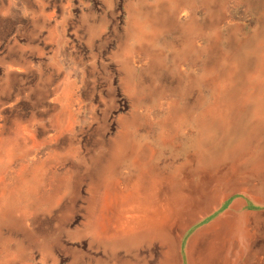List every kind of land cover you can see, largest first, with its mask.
<instances>
[{
	"label": "rangeland",
	"instance_id": "obj_1",
	"mask_svg": "<svg viewBox=\"0 0 264 264\" xmlns=\"http://www.w3.org/2000/svg\"><path fill=\"white\" fill-rule=\"evenodd\" d=\"M140 19L156 36L147 27L138 37ZM263 22L264 0H0V146L18 131L29 145L0 177L31 171L34 155L48 173L33 204L0 218V264H264V165H252L264 157V127L217 168L198 167L189 140L222 86L217 60ZM242 118L232 112L205 143ZM125 134L184 179L182 216L161 233L118 226L129 168L115 146Z\"/></svg>",
	"mask_w": 264,
	"mask_h": 264
},
{
	"label": "bare ground",
	"instance_id": "obj_2",
	"mask_svg": "<svg viewBox=\"0 0 264 264\" xmlns=\"http://www.w3.org/2000/svg\"><path fill=\"white\" fill-rule=\"evenodd\" d=\"M133 26L141 39L148 37L143 30L147 27L150 28L151 37L157 34V29L150 20H136ZM236 46L237 50L233 53L217 60L220 62L219 66L224 68L218 69L215 65L218 75L213 79V83L222 86L218 89L215 101L197 119L199 135L189 139L190 146L194 148L190 159L198 167L203 165L202 167L206 168H217L226 156L239 157L250 148L252 136L264 127V22L253 36L245 38ZM71 90L72 87L69 86L67 94H70ZM237 110L242 112L243 118L241 124L234 129L235 132L232 131L227 139L218 144L205 143L207 140L211 143L215 142L219 123ZM187 121L178 123L176 129L169 131L167 136L174 137L183 128L182 126L188 123ZM189 135L192 137L191 133ZM27 139L25 134L18 131L14 137L7 138V141L0 146L2 153L0 167L3 166L0 168V175L12 169V162L19 152L29 148ZM115 150L119 152L117 164L122 163L129 168L125 175L129 193L121 198L119 228L132 237L139 233L150 234L153 231L161 233V226L173 219L174 215L182 216L179 207L189 197L188 194L181 192V183L184 179L181 178L180 173H176L178 171L169 174L157 164L153 165L156 150L147 144L137 145L127 134L123 136L121 143L115 146ZM34 156L31 158L32 178L28 176L31 171L27 167L17 170L16 177L9 176L2 179L0 177V218L15 213L16 206L20 204H33L37 197V181L38 188L46 187L40 186L45 182L44 179L48 174L47 170H44L47 168L44 165L46 161L41 156ZM24 165L20 163L19 167ZM252 165L253 170L260 171L264 165V157L258 158ZM117 168L119 166L113 165L110 170L119 173ZM164 191L175 193L166 195ZM162 206L165 208L157 209ZM214 247L216 248L215 245ZM212 249H207L206 253H214Z\"/></svg>",
	"mask_w": 264,
	"mask_h": 264
}]
</instances>
